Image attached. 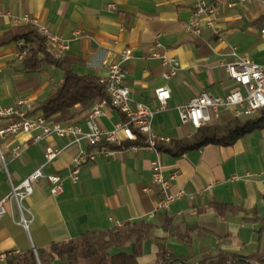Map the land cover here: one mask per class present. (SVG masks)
<instances>
[{"label": "crops", "instance_id": "obj_1", "mask_svg": "<svg viewBox=\"0 0 264 264\" xmlns=\"http://www.w3.org/2000/svg\"><path fill=\"white\" fill-rule=\"evenodd\" d=\"M210 1L221 8L217 26L194 38L186 31L194 0H0V38L20 26L14 17L29 15L68 44L64 55L83 62L74 66L76 74L98 79L119 53L132 49L134 59L127 65L126 81L132 107L142 103L155 111L151 121L155 137L180 140L196 132L191 125L182 124L181 106L202 92L225 97L236 87L225 70L234 54L264 64V0H249L233 9L227 8V0ZM158 36L181 64L178 74L168 80L163 77L160 62L150 58ZM50 49L56 52V48ZM19 51L18 43L0 46V109L26 100L24 110L28 114L42 113L38 110L40 103L50 96L53 85L63 82L64 72L46 63L41 71L28 72ZM164 85L171 97L167 108L160 110L156 90ZM87 112L72 121L83 132L88 131ZM228 117L230 112L220 110L213 124L219 125ZM123 119L109 105L99 123L103 130L112 131ZM8 123L0 118V130ZM31 137L25 133L0 135V150L8 169L7 173L0 170V201L11 193L12 184L19 186L38 170L45 176L33 185L32 195L22 201L25 216L32 220L29 229L18 223L16 204L6 205L8 214L0 220V253L37 251L89 231L110 228L116 222L123 225L145 219L156 204V197L145 195L143 190L151 183V163L157 158L166 178L178 172L170 192L176 194L183 189L195 197H184L153 221L160 226L163 218L176 217L191 228V242L169 240L173 253L198 263L222 251L251 255L261 250L264 232L259 234L256 230L260 225L243 218L245 213L251 218L255 212L264 216V127L231 146L209 145L179 157L151 150L135 153L126 144L111 158L84 164L75 184L68 174L78 146L55 135L40 142H33ZM25 143L28 148L22 156L13 158L12 148ZM48 146L62 149L57 160L49 164L45 162ZM82 147L88 148L86 141ZM52 174L62 176L63 192L59 195L52 194L53 186L47 179ZM216 204H232L243 212L220 215ZM194 244L200 245L198 250L192 249ZM156 253L157 247L146 243L139 264H152Z\"/></svg>", "mask_w": 264, "mask_h": 264}, {"label": "built area", "instance_id": "obj_2", "mask_svg": "<svg viewBox=\"0 0 264 264\" xmlns=\"http://www.w3.org/2000/svg\"><path fill=\"white\" fill-rule=\"evenodd\" d=\"M248 1L227 0L226 5L228 9H233ZM220 13L221 8L217 2L194 0L192 18L186 25L187 33L194 38H200L206 30L215 29ZM13 20L19 25H35L39 32L45 36L48 46L56 48L54 54L57 57L64 56V52L69 49L66 42L62 41L58 35L53 33L47 25L40 23L39 20L29 15L14 17ZM262 32L264 33V19ZM18 46L20 57L25 58L29 49L24 46L23 42H18ZM150 58L160 62L164 68L163 77L166 80L176 76L181 69L180 61L171 54L170 48L162 43L160 36L156 38L151 48ZM133 59L132 49L125 48L119 53L117 60L107 64L105 75L99 77V84L103 86L107 99L100 100L88 110L85 117L87 132H83L76 123H56L43 113L30 115L24 110L28 102L21 100L14 106L0 109V118L9 121L0 130V135L14 137L21 133L30 134L33 142H40L52 135L67 138L71 145L78 146V153L72 161L68 174L69 179L74 184L79 181L84 164L97 162L101 158H111L125 144L129 150L135 153L140 150H151L159 153L157 140L160 139L164 142L170 140L155 137L152 133L151 121L155 115L153 109L142 103H136L135 107H132L131 89L126 81L128 76L127 65ZM225 70L236 87L225 97L213 96L208 92L196 95L189 104L179 108L182 124L191 125L197 131L203 126L213 124L214 116H217L221 109L230 112L231 117L238 118L254 116L264 108V64L256 63L250 56L234 54L233 61L225 65ZM170 97L171 91L168 86L164 85L156 90V99L160 103V110L167 108ZM109 105L117 109L124 116V119L112 131H105L100 126L99 120L104 114V109ZM140 139H143L142 143H139ZM83 141H86L88 148L82 147ZM27 148V143L14 146L12 148L13 158H20ZM61 152L62 149L58 147L48 146L45 149V162L47 164L53 163ZM151 167V183L143 190L145 195L156 197L154 209L145 216V220L149 222H153L160 214L168 211L173 204L184 197H189L192 200L195 198L193 194H189L183 189L176 194L170 192L171 182L177 178L178 172H174L169 178H166L160 158L152 161ZM0 170L8 172L7 162L1 150ZM44 177L43 172L38 170L19 186L12 184L11 193L0 201V220L8 214L6 205L15 203L19 214L18 223L25 229H29L32 220L25 216L22 201L32 195L33 185ZM47 179L53 186V195H59L63 192V179L60 174L48 175ZM115 226L122 225L116 222ZM16 253L18 252H1L0 264L5 263L9 257Z\"/></svg>", "mask_w": 264, "mask_h": 264}, {"label": "trees", "instance_id": "obj_3", "mask_svg": "<svg viewBox=\"0 0 264 264\" xmlns=\"http://www.w3.org/2000/svg\"><path fill=\"white\" fill-rule=\"evenodd\" d=\"M23 42L29 49L24 67L28 72L42 70L44 63L61 69L64 80L53 85L50 96L40 103L38 110L56 123H70L77 116L88 111L107 94L95 75H78L74 66L83 64L79 59L57 57L47 44L38 28L33 24L20 25L0 38V46ZM20 50V49H19ZM264 127V108L254 116L228 117L219 125H206L194 135L180 140L164 142L157 140V149L173 157L182 156L188 151L201 150L209 145L231 146L237 140ZM143 139L139 140L142 143ZM126 145V144H125ZM264 197V196H263ZM214 208L220 215H239L243 211L232 204H216ZM243 221L260 225L256 230L264 232V216L257 212L245 213ZM161 229V233H158ZM190 227L183 225L176 217H165L161 225L145 219L130 221L122 226H112L99 231L83 233L76 239L53 243L48 248L24 253H16L7 259L6 264H139L144 255L146 243L157 247L152 264H264V243L261 250L251 255L222 251L192 263L183 256L176 255L169 246L170 239L191 242Z\"/></svg>", "mask_w": 264, "mask_h": 264}, {"label": "rangeland", "instance_id": "obj_4", "mask_svg": "<svg viewBox=\"0 0 264 264\" xmlns=\"http://www.w3.org/2000/svg\"><path fill=\"white\" fill-rule=\"evenodd\" d=\"M223 111V109H221V112ZM200 247V245L198 244H194V245H192V249L193 250H198V248Z\"/></svg>", "mask_w": 264, "mask_h": 264}]
</instances>
